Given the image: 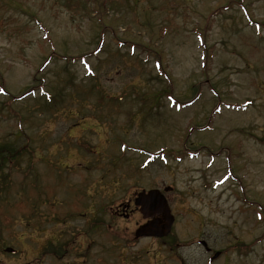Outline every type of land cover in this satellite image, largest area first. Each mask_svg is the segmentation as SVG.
Listing matches in <instances>:
<instances>
[{
	"label": "rangeland",
	"instance_id": "obj_1",
	"mask_svg": "<svg viewBox=\"0 0 264 264\" xmlns=\"http://www.w3.org/2000/svg\"><path fill=\"white\" fill-rule=\"evenodd\" d=\"M62 1L0 0V150L20 148L0 264H152L155 243L129 239L138 215L106 222L120 245L89 225L167 187L177 229L212 225L215 264H264V0Z\"/></svg>",
	"mask_w": 264,
	"mask_h": 264
},
{
	"label": "flooded vegetation",
	"instance_id": "obj_2",
	"mask_svg": "<svg viewBox=\"0 0 264 264\" xmlns=\"http://www.w3.org/2000/svg\"><path fill=\"white\" fill-rule=\"evenodd\" d=\"M104 194V192H103ZM167 197V195H166ZM168 201L169 198L167 197ZM133 200H129L128 203L125 204H118V205H113L109 208L106 209L104 208H99L98 209V215L100 216L99 218H95L91 221V224L89 225V228L93 226H98L100 227H106L108 228L107 230H104V232H112L113 236L115 238V244L120 245L118 242L119 240V234L116 228L112 229L107 225L106 222H109L110 225L113 226H118L117 223H119V220L122 219L123 217L128 218L129 215H138L140 217V220L135 222V230L134 234H132V237L129 238L131 243L133 245H137L138 243H141L143 241H148V242H154L155 245L157 246L156 254L155 256V261L152 264H193V258L194 257H189L186 255V251L184 250L189 247H193L194 245H197L200 249H202V255L206 259L207 264H215L216 261H218L220 258L225 256L227 254V250H219L216 248L215 242L217 240L216 237H214L213 240H209L208 238L205 237L204 232L207 230H212V225H208L205 227L204 224H200L199 227L196 230L195 235L187 234L185 229H177V222L179 220V217L181 215L176 214V212L171 208V213L174 215V224L171 228V231L167 235L163 236H152V237H138L137 236V229L142 226L143 224L149 222V221H154L158 226H164L166 225L167 222V216L164 212H158L154 215L153 218H143V215L139 212L140 210L133 207ZM170 204V202H169ZM132 205V206H131ZM197 214H200L201 212L197 209H195ZM83 215V214H82ZM97 215V214H94ZM80 215H75L72 218H68L69 220L78 221V217ZM64 222L67 221V219H63ZM203 231V235L202 234ZM189 232V231H188ZM87 236H93L94 233H89V230L86 231ZM109 238V237H108ZM107 238V242L108 239ZM68 244H53L50 243L47 251L50 252L51 254L55 256H59L58 253H61L63 250H67ZM149 252V250H147ZM217 253H220L217 255ZM63 254V253H62ZM61 254V255H62ZM83 254H87L86 251H84ZM144 256H140L137 254H132L130 258V263L133 261L136 262H141L143 261ZM146 264H150V260H152L150 257L147 256L146 253ZM127 260L125 258L122 260V263H124Z\"/></svg>",
	"mask_w": 264,
	"mask_h": 264
},
{
	"label": "water",
	"instance_id": "obj_3",
	"mask_svg": "<svg viewBox=\"0 0 264 264\" xmlns=\"http://www.w3.org/2000/svg\"><path fill=\"white\" fill-rule=\"evenodd\" d=\"M136 206L141 208L145 218L153 217L154 210H165L167 213V222L164 226H158L155 222H149L141 226L137 231V236H163L167 235L173 225V217L170 215L169 205L165 196L159 190L143 191L136 198ZM8 252L14 253L13 248H8ZM29 264V263H27Z\"/></svg>",
	"mask_w": 264,
	"mask_h": 264
},
{
	"label": "trees",
	"instance_id": "obj_4",
	"mask_svg": "<svg viewBox=\"0 0 264 264\" xmlns=\"http://www.w3.org/2000/svg\"><path fill=\"white\" fill-rule=\"evenodd\" d=\"M74 1V2H73ZM65 2V5L67 7V10H70V9H73V8H76L77 6H79V4L81 2H83L82 0H63L62 3ZM73 2V4H72ZM85 9L87 10V12L89 11V6ZM161 63V62H160ZM35 80H38L36 77L34 78ZM31 90V89H30ZM48 94V92L46 93ZM108 97L105 96L103 99H107ZM53 105H56V103H54ZM18 153L17 149L14 148L12 145L11 147L9 148V150H4V149H1L0 150V176L3 172V169L5 168L6 166V162H9L12 158H14V156ZM14 154V156L12 158H10V156ZM18 155V154H17ZM2 178V176H1ZM3 244L5 245L4 241H3V234L0 233V251L2 250V248L4 247Z\"/></svg>",
	"mask_w": 264,
	"mask_h": 264
}]
</instances>
